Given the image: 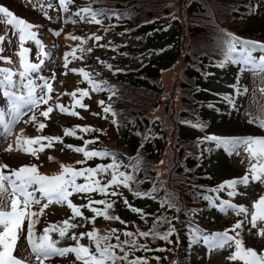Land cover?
<instances>
[{
    "label": "trees",
    "instance_id": "16d2710c",
    "mask_svg": "<svg viewBox=\"0 0 264 264\" xmlns=\"http://www.w3.org/2000/svg\"><path fill=\"white\" fill-rule=\"evenodd\" d=\"M79 6L103 11L104 14L97 18L100 23L96 24L133 38L135 45L119 46L112 51L139 63L136 68L114 73L110 82L102 84L103 92L116 93L115 101L104 104L112 111L104 113L101 107L98 119L81 123L91 126L93 131L81 133L76 129V136H71L78 146L115 153L119 170L134 177L129 183L132 191L123 185L113 186L109 191H117L118 196L106 197L91 192L82 197L78 205L86 204L88 199L111 200L113 207L108 210L109 214L118 216L126 224L102 216L87 222L101 236L117 230L121 241L125 237L120 230L146 232L154 227L153 220L157 216L168 217L156 230L166 231L170 223L177 229L179 242L177 233L170 236L171 244L159 238L137 236L138 243L145 244L147 250L131 251L129 259L146 257L147 264H176L177 261L190 264L185 253L199 226L190 215L212 208L217 195L216 181L203 167L206 157L197 136L211 131L216 124L207 112H221L211 105L210 71L213 67L232 64L222 41L225 33L238 39L245 33L241 22L249 12L250 1L81 0ZM113 13H120V18ZM168 72L170 78H164ZM108 115L111 120L106 125ZM66 127L73 126L67 124ZM118 132L122 134L117 135ZM94 137L92 143L83 145L84 140ZM110 162V157H93L81 166L94 167ZM109 178L110 172L102 179L97 176L101 183ZM135 191L148 192L158 203L150 219L137 217L125 206V199L130 205L139 200L133 195ZM168 202L176 206L169 208ZM93 207L103 205L93 204ZM80 210L86 217L93 215L88 208ZM115 242V237L109 240V243ZM157 248L165 250L156 251ZM124 250L129 251L128 246ZM114 251L118 256L123 255L119 249ZM117 264L125 262L120 260Z\"/></svg>",
    "mask_w": 264,
    "mask_h": 264
},
{
    "label": "rangeland",
    "instance_id": "374dc122",
    "mask_svg": "<svg viewBox=\"0 0 264 264\" xmlns=\"http://www.w3.org/2000/svg\"><path fill=\"white\" fill-rule=\"evenodd\" d=\"M58 0H0V5H3L18 18L23 19L29 24L33 25V29L37 31V36L42 40V45L49 48L52 51L51 56L55 53V58L51 57L49 61H45L42 64V68L47 69V72L43 69H39L38 73L43 77L52 78L51 85L58 81L56 73H67L65 77L60 76L61 88L57 97V103L64 105L65 107H72V97L66 86L67 82L74 83L77 79L73 75H69L68 71L72 68H84L86 72L93 76L100 77L105 80H110L113 71L117 69H123L127 67H135L136 62L130 60L122 54H111L109 48L120 45H126L130 41V38L123 36L122 34H116L113 32H106L97 28H86L82 20L77 17L74 25H67L73 18L69 15V11L66 9L73 0H66L65 9L61 10L57 4ZM257 12L255 15L243 21L244 30H253L257 33L264 32V0H255ZM7 17H4L0 13V43L2 42V49L10 50L12 53L18 52L20 47H26L30 50L31 60L40 59L37 55L36 45H33L30 39H26L23 42L19 39L18 27L14 28L13 25L8 24ZM50 29L55 30L56 38H52L50 35ZM64 34H71L75 36H81L84 38V43L81 44L79 40H72L69 35L64 37ZM92 34L100 35L102 38L99 41H94ZM79 45V47H77ZM99 45H106V47H100ZM0 47V50H2ZM75 49V52H73ZM83 49V51L81 50ZM91 49V51H89ZM65 52L69 55L65 57ZM240 55H250L252 60L256 63L246 64L241 67L239 61L238 66L225 67L215 69L213 73V79L211 81L210 89L221 94L235 95L234 88L230 85H234L238 81V85L241 94L235 96V108H231L228 99L225 101L223 98L213 96L217 102L215 105L224 108V113L219 115L215 111H209L208 115L213 120L220 118L215 128L210 134H216L219 136L226 137H247V136H261L264 137V128L260 127V123L264 122V67L259 64V52L245 53ZM29 57V56H28ZM64 57L68 63L65 66ZM64 60V61H63ZM62 61V62H61ZM104 62V63H101ZM5 62L0 57V63ZM14 62V61H13ZM111 65V69L106 67ZM60 68V69H59ZM43 72L45 74H43ZM239 72V75L237 73ZM47 73V74H46ZM71 74H75L72 72ZM46 75V76H44ZM170 73L164 78H170ZM34 77L37 84L40 83L38 78ZM54 77V78H53ZM15 80V79H14ZM75 85V84H74ZM53 86V85H52ZM51 86V87H52ZM15 90V89H13ZM88 95L85 96L81 103L87 105V109L83 107H77L80 115L79 121L92 120L93 114L97 110L99 105L97 101H102V97L97 91H92L87 88ZM40 94V89H37V95ZM52 91L49 92V97L52 98ZM49 105L44 103L38 104L37 108L31 109L26 108L24 110L26 115V121L29 125V131L31 137L40 136H52L54 129L61 122L65 120L64 112L55 111V107L52 106L50 116L45 118L44 116L39 117L37 110L39 107H49L52 104V99ZM106 100H114L113 94L106 96ZM100 106V105H99ZM0 110L5 112L4 120H8V108L7 98L0 92ZM29 116H34L35 120H28ZM36 122L43 123L44 128L38 130V124ZM3 127L0 126V135L3 132ZM56 131V129H55ZM4 133H6L4 131ZM57 133V132H55ZM206 135H200L204 137ZM41 143H47L42 141ZM207 153V159L205 161V168L210 174H213L218 184L221 181L231 178H239L248 174L249 180L247 184H239L235 190L238 194L229 197L227 195V187L221 190L222 196L215 209L210 211L205 217H202V227L205 229L208 235L216 231H221L230 228L237 220H240L243 227L235 229L229 232L236 238L241 239L242 246L244 248L251 247L259 254L264 251V236L256 235L257 230L251 226V212L253 210L252 205L254 201H257L261 195H264V181L257 180L253 182L251 180L250 165L257 164L260 161L255 156H250L249 152L246 151L248 145L245 143H237L236 145L225 146L223 144L217 145L213 141H204L201 143ZM33 148L37 145L33 144ZM228 147L230 151H225ZM51 156L53 159L50 161L48 157ZM79 157V153L65 147L60 141H53L50 147H45L43 151H37L36 155L33 156L31 153H25L21 150L14 152V155L9 153H3L0 156V164L8 165L6 168H0V171L8 174L12 169L18 168L23 164H34L38 163L40 169H53L56 161H69L76 160ZM4 188L6 183L4 182ZM31 191V189H30ZM81 194V193H75ZM72 194V200L75 195ZM36 192L34 193V197ZM47 201L45 198L41 199ZM221 200L229 201L232 204L243 205L246 209L244 213H236L231 209L224 211L218 210L221 204ZM10 204V199L7 193H4V202L0 203V206H6ZM157 206L156 202L150 198L141 197L136 204V208H140L144 213H147L145 217L149 218L152 210ZM59 205L53 208L41 207L39 205L31 206V210L34 213H39L38 217H34L35 224V239L38 242V238L43 234V229L48 225H55L62 227V221L68 220L70 224H75L76 227L68 228L64 237H60L56 231H49L48 236L52 241L55 242L56 247L64 248L69 246H75L76 240L72 238L73 233L79 237L81 232L87 233L89 228L85 223V220L81 217H73L70 210H63L62 212ZM50 212H53V216ZM138 214V213H137ZM140 215V214H138ZM199 219L198 216H195ZM264 227V222L257 221ZM23 231L18 233V242L14 246L13 255L17 259L25 262V264H40V260L36 254L32 251L31 247L27 243V221L25 220L22 225ZM2 230V229H0ZM201 233V229L199 230ZM237 232L240 235L237 237ZM79 242L83 245L89 246L90 242L87 236L80 237ZM195 243H191L187 255L189 256L193 264H244L240 259H228L233 251H235L234 241H228L221 245L206 246L203 235L199 238L194 239ZM212 242L209 241V244ZM73 259L69 258V255H53L43 259V264H73Z\"/></svg>",
    "mask_w": 264,
    "mask_h": 264
},
{
    "label": "snow or ice",
    "instance_id": "6c2138e0",
    "mask_svg": "<svg viewBox=\"0 0 264 264\" xmlns=\"http://www.w3.org/2000/svg\"><path fill=\"white\" fill-rule=\"evenodd\" d=\"M66 0H59V5L61 10L65 9ZM0 13L4 17L9 18L8 24L13 25L14 28L18 27L19 30V39L23 42L26 39H31L34 41L37 48V55L39 57H44L48 55L43 49V45L40 39L36 38V33L30 31L33 27L32 24L25 22L22 18L18 19L9 8L0 5ZM90 18V21L95 23H100L98 17L102 16L104 13L101 10H93L89 7L81 8L74 15H79L81 19H84V15ZM120 18V13H113ZM53 32V35L57 33L55 30H50ZM107 31V29H105ZM127 31V29L125 30ZM72 40H79L81 44L84 43V38L81 36H75L68 34ZM94 41L101 40L100 35L92 34ZM226 45L227 53L231 54L237 52L236 44L240 45L239 53L245 54L250 53L253 49H260L264 52V42H257L252 40L238 39L231 33H225L224 39L222 41ZM100 47H106V45H99ZM79 47V45L77 46ZM83 51V49H81ZM29 49L25 47H20L17 55L19 57V70L14 72L13 69L7 67H0V92L3 93V96L7 98V108H8V120L5 122L4 116L5 112L0 110V126L3 127V130L7 133L10 132L11 126L16 122L21 116L24 115L22 109L24 108H37L38 104H46L50 99L49 92L52 91L51 79L48 77L39 76L40 83L35 82V78L30 76V73L38 72L41 67L40 63H32L27 59V54ZM91 51V49H89ZM75 52V49H73ZM65 57L69 55L68 52H65ZM228 59H232L229 55ZM7 59V58H4ZM232 62L236 61L232 59ZM42 63V60H41ZM65 66H67V59L64 61ZM101 63H104L101 61ZM241 67L246 64L256 62L252 60L250 55H241L240 57ZM259 64L261 67H264V54L259 57ZM111 69V65H106ZM70 71L76 73L78 72L81 77L85 78L89 85H91L92 91H97L100 89L101 84L105 83L104 81H95L90 78L88 72L84 68H72ZM116 71H122V69H117ZM18 75L19 80H14V76ZM239 75V72L237 73ZM54 78V77H53ZM234 88L235 95L229 94L227 99L229 101L230 107L235 108V96L241 94L238 81L234 85H230ZM15 89V90H13ZM37 89H40V94L37 95ZM76 92L79 93V96L76 95ZM72 97V108L65 107L59 103L56 104V108L61 112L68 113L71 115L78 116L79 113L73 111L76 107H83L87 109V105L82 104V99L88 95L87 89H77L75 92L69 94ZM219 95V94H218ZM99 105L102 106V111L104 113H110L112 110L110 107L104 105V101H97ZM52 111V107H46L40 115L45 118L48 117L49 112ZM219 111V110H217ZM113 123H116L115 114L113 113ZM28 120H35L34 116H29ZM27 123V121H25ZM38 124V130L45 127L43 123L36 122ZM260 127L264 128V122H261ZM200 127V125H197ZM76 129H79L81 133H87L93 131V128L89 125H75L72 128H65L64 134L76 136ZM95 131H100V129H95ZM24 147L22 148L20 143V137H17L16 146L17 148H22L25 153H31L33 156L36 155L37 151H43L45 147H50L53 141H60L61 137L53 136H34V137H24ZM93 140H84L83 145H88L92 143ZM200 143L204 141H213L217 145L223 144L236 145L237 143H245L248 145L246 149L249 152L250 156H255L260 161L257 164L250 165L251 180L253 182L257 180L264 181V137L261 136H247V137H226L219 136L216 134H209L204 137L198 138ZM46 141L47 143H41ZM37 145L36 148H33L32 145ZM65 147L77 152L82 153L84 160L77 161V163L83 164L84 161L89 158H105L110 157L111 162L108 164H96L94 167H81L79 169L67 166L64 164L60 165V172L51 176L43 175L38 172L37 166L35 164H23L18 168L12 169L8 174L0 171V203L4 202V193L7 192L8 198L10 199V204L6 206H0V264H22L20 259H17L13 255L14 246L18 242V233L23 231L22 225L23 222L27 221V243L31 247L32 251L36 254L37 258L40 260V264H43V259L51 257L57 254H64L67 252H72L76 259L81 260L83 264H117L118 261L123 260L125 264H147L146 257H135L133 256L129 259L131 251L137 249L147 250L145 244L138 243L136 237H151L152 239L159 238L165 241L168 244L172 243L170 236L173 233H177V243L179 242V234L177 229L169 223V227L166 231L160 232L157 231L159 223H163L168 220V217L157 216L153 220L154 227L149 229L146 232H137L133 233L131 231L120 230L123 232L125 237L124 240H120L119 236L116 235L117 230L113 229L110 233L106 235H98L96 229L93 228L87 233L81 232L79 237L73 233L72 238L76 240L75 246L69 247H56L54 241L48 236L49 231H56L60 237H64L68 228L76 227L75 224H70L68 220L62 221V227H57L55 225H48L43 229V234L38 238V242L35 239V219L38 217L39 213H34L31 210L33 203L39 204L40 201L35 199L34 193L39 192L40 196L45 198L47 201H55L57 203H64L71 210L73 217H82L83 213L80 211L82 207L88 208L92 212L91 217H86L85 219L88 222H91L95 217L102 216L105 219L120 220L118 216H113L109 214V209L113 207V202L109 199H100V200H91L88 199V202L84 205L74 204L69 197L73 193H91L96 192L99 194H104L107 196H118L117 191H109L110 187L119 188L123 185L125 188H129V183L134 180V177L131 173H126L120 171V163L116 161L115 153L108 152L106 150H96V149H87L84 146H75V145H65ZM207 150V149H205ZM225 151H230L228 147L225 148ZM51 161L53 158L48 157ZM8 165L0 164V168H6ZM110 172V178L107 179L106 183H101L100 179H97L99 175L100 178H103L105 173ZM77 177H83L84 183H77ZM249 176L245 173L244 176L239 178L226 179L220 182L214 190L219 191L227 187V195L232 197L233 195L238 194L235 190L236 186L239 184H247ZM7 182V188H4V182ZM8 189H11L8 192ZM31 189V191L29 190ZM129 191H132L129 188ZM134 196L137 197H146L150 194L146 191H135L133 192ZM95 205H103V207H93ZM125 206H127L132 212L138 213L141 216V219L144 216L148 215L144 213L142 209L136 208L130 204L128 201L124 200ZM46 206V205H45ZM176 205L173 202H168V207L172 208ZM251 212V226L257 230L256 235L264 236V227L260 224H257V221L264 222V195H261L257 201L253 202ZM231 209L236 213H244L246 209L243 205L232 204L229 201L221 200V204L218 210L224 211ZM43 211V207H41ZM187 214V212L185 213ZM120 223L126 224V221L120 220ZM243 227V224L240 220H237L234 224L228 229L221 231H216L211 233V235H204L203 240L206 246H216L223 245L228 241H234L235 251L231 253L228 259H240L244 264H264V251H261L259 254L253 248L248 247L244 248L242 246V241L239 238H236L232 235H229V232L235 229H240ZM240 235L237 232L236 236ZM87 236L90 244L95 248V251H90L89 246L83 245L79 242L80 237ZM115 237V243H109V240ZM198 238V237H197ZM209 241L212 243L209 244ZM125 246H128L129 251H125ZM114 249H119L123 255L118 256ZM163 248H157L156 251H164ZM156 259H159L158 257ZM176 264H179L177 261Z\"/></svg>",
    "mask_w": 264,
    "mask_h": 264
},
{
    "label": "bare ground",
    "instance_id": "6f19581e",
    "mask_svg": "<svg viewBox=\"0 0 264 264\" xmlns=\"http://www.w3.org/2000/svg\"><path fill=\"white\" fill-rule=\"evenodd\" d=\"M64 37H68L67 34H64ZM20 137V143L22 148L25 146L24 145V137H30L29 135V128L28 125H24L22 120L18 121L16 125L10 130L9 134V140H8V145L7 148L11 151L18 149L16 146V141L17 137ZM21 148V149H22ZM4 151V149H2ZM2 155V152H0V156Z\"/></svg>",
    "mask_w": 264,
    "mask_h": 264
}]
</instances>
